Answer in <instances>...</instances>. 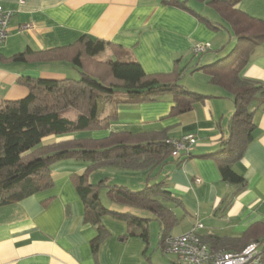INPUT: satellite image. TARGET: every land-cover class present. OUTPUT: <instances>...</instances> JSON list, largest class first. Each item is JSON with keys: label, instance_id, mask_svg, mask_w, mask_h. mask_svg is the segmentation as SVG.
I'll use <instances>...</instances> for the list:
<instances>
[{"label": "crops", "instance_id": "0c3cea01", "mask_svg": "<svg viewBox=\"0 0 264 264\" xmlns=\"http://www.w3.org/2000/svg\"><path fill=\"white\" fill-rule=\"evenodd\" d=\"M190 1V7L197 13L221 25ZM0 4L14 12L7 39L0 47L3 58L27 47L39 51L66 46L87 35L121 46L126 56L137 61L147 74H170L175 68L186 66L179 83L206 96L203 101L193 103L190 110L171 116L173 99L169 94L143 103L114 104L113 99L122 94L118 91L103 97L97 105L100 118L116 113L106 129L49 136L56 139L51 143L62 138L99 140L120 132L140 139L160 132L170 138L192 133L197 140L190 148V156L179 158L178 162L177 157L169 156L162 166L166 190L179 199L189 217V227L181 233L189 230L190 223L193 225L202 214L212 211L213 216L221 215L220 225L212 224L206 230L203 226L199 235L211 248L236 251L238 245L215 243L208 237L239 239L255 223L264 221V101L253 111L252 140L242 158L232 166L246 181L243 190L222 181L216 162L208 156L228 136L234 106L224 88L211 83L202 70L193 69L221 57V52L207 53L215 47L221 51L224 38L220 28H212L191 12L162 0H0ZM235 9L264 21V0H240ZM197 43L209 44L200 59L191 52ZM99 54H103L100 59L103 61L115 59L108 47ZM69 66V62L63 61L27 64L0 61V104L27 95L28 89L17 82L19 77L62 79L67 77ZM239 76L264 84V41L254 47ZM49 137L43 143L49 142ZM87 166L83 160L56 162L51 166L54 182L51 189L0 206V264H156L145 258L144 241L135 236L124 237L126 223L108 216L102 222L109 235L99 244L95 260L90 240L96 229L84 221L83 204L70 178L72 174H82ZM149 169H143L141 174ZM48 198V202L42 203ZM167 207L177 217L180 208L171 203ZM259 228L254 227L252 235ZM169 262L176 264V257L170 255Z\"/></svg>", "mask_w": 264, "mask_h": 264}, {"label": "trees", "instance_id": "16d2710c", "mask_svg": "<svg viewBox=\"0 0 264 264\" xmlns=\"http://www.w3.org/2000/svg\"><path fill=\"white\" fill-rule=\"evenodd\" d=\"M196 1L214 8L236 39L235 46L225 57L210 64L196 66L193 70L200 69L206 73L211 83L224 88L233 102L234 111L228 122V136L208 156L216 162L221 180L235 185L241 191L246 187V181L232 166L242 158L245 148L252 140L255 126L253 111L264 101V84L242 78L239 72L247 63L254 47L264 41V21L235 9L240 0ZM162 2L191 12L212 28L220 27L191 8L189 0ZM107 47L115 59H98L97 55ZM0 61L22 64L63 61L71 63L80 74L78 79L19 77L17 82L28 89L27 95L1 102L0 206L51 189L54 185L51 166L54 163L71 159L83 160L88 163L86 170L80 175L72 174L70 178L83 204L84 221L96 229V235L90 240L95 260L97 261L99 244L109 235L102 224L105 216L126 223L127 233L124 237L135 236L147 242L149 218L106 208L99 198V187L103 185V180L94 184L89 177L99 167L143 170L163 165L172 150L166 142L168 137L164 132L148 135L143 139L122 132L110 133L99 140L62 138L44 144L43 139L49 136L65 137L79 131L106 129L116 118V113L100 118L97 113L99 97L111 96L118 91L122 94L113 99L114 104L143 103L169 94L173 99L169 115L190 110L193 103L203 101L206 96L190 91L179 83L186 66L175 68L170 74H147L137 61L126 56L121 46L87 35L80 36L74 43L66 46L39 51L27 47L9 58L0 56ZM67 109L77 111L74 118L61 116V112ZM176 160L178 162L179 158ZM107 197L118 206L150 211L160 225L159 242L163 247L165 238L170 236L169 229L174 226L177 218L162 201L181 205L179 199L166 190L164 181L146 185L138 191L112 185L108 187ZM49 200L50 198L45 199L42 203ZM254 227L263 229L260 233L258 229L252 235ZM208 238L215 243L223 241L238 245V251L252 241H264V221L255 223L239 239L214 236Z\"/></svg>", "mask_w": 264, "mask_h": 264}, {"label": "rangeland", "instance_id": "374dc122", "mask_svg": "<svg viewBox=\"0 0 264 264\" xmlns=\"http://www.w3.org/2000/svg\"><path fill=\"white\" fill-rule=\"evenodd\" d=\"M193 3L195 5H198L201 11L204 13L206 12V14H208L213 20L220 22L221 25L219 28L222 31L221 33L224 38V43H223L224 45L223 47H221L222 48L221 51H218L220 48L218 49V47L217 48L215 47L214 49H211L207 53L221 52L220 58L225 57L227 54H229V52L232 50V48L235 46V43H236V39L232 36V31L230 30L229 26L225 22H223V20L220 18L219 14L214 10V8H212L210 5H207L203 2L196 1V0L195 2H193V0H191L190 4L193 5ZM224 48H229V49L223 52L222 50ZM203 55L205 54H200L199 57H197V59H200ZM103 57H104L103 54L97 55L98 59H103ZM69 65L70 66L67 68L66 76L69 78L78 79L80 76L78 69L74 67L71 63H69ZM103 97L104 96L101 95L99 97L98 102L102 103ZM76 114H77V111L74 109H67L61 112V116L67 117V118H74ZM50 139L51 140H48L49 142L44 143V144H48V143H51V141L56 140L55 138H50ZM162 166L163 165H156V166L151 167L150 169L147 168L149 169V171L145 172V174H141L143 170H129V169H121L119 167L118 169L112 166L99 167V168L94 169L90 173V177L94 184L96 183L98 184L101 180H103V185L99 187V198H100L101 203L106 208H109L111 210L120 211V212L128 211L139 217L149 218V222H148L149 237H148V241L144 242L145 248H147L145 250V258L152 259V261L156 262V264H171L169 262L171 254H165L160 245V242H159L160 225L158 221L153 217L152 213L148 210L135 208V207L115 206L107 197L108 187L112 185L128 186L127 187L128 189L132 191H138V190L143 189L146 185L150 186L154 183L164 181L165 176L163 175L164 171L162 170ZM123 182L129 183V185L127 183H125L127 185H123L124 184ZM232 186L233 188L236 187L235 185H232ZM162 202L166 207L170 206V203H171L172 206L180 208L178 209V215L176 217L177 221L174 224V226H172L169 229V234H175V235L180 234L184 230L185 227L187 226L189 227V223H188L189 217L187 216V214H185L184 210L181 208V205L179 204L176 205L175 203H172L171 201L169 202L165 200ZM167 202H169V204H167ZM207 215L210 217L204 219V216H207ZM220 216H221L220 214H216L215 216H213L212 211H209V213L202 214L200 219L195 220L194 223L195 222L200 223L202 225L201 228L205 226V230H206L207 228H209V226H212V224H215L216 226L220 225L218 224V219ZM190 226L191 227L188 228L189 230L192 229L193 225L190 223Z\"/></svg>", "mask_w": 264, "mask_h": 264}, {"label": "built area", "instance_id": "2783aa9c", "mask_svg": "<svg viewBox=\"0 0 264 264\" xmlns=\"http://www.w3.org/2000/svg\"><path fill=\"white\" fill-rule=\"evenodd\" d=\"M12 10H7L0 4V47L8 36L9 22L13 16ZM29 25H23V28ZM208 43H197L191 48L193 55L205 53ZM196 136L188 133L180 138L166 139L171 146L170 156L188 157L190 148L196 143ZM197 181V180H196ZM202 225L194 223L192 229L178 235L165 238L162 250L165 254L176 257V264H264V241H252L238 251L214 249L204 242L198 233Z\"/></svg>", "mask_w": 264, "mask_h": 264}]
</instances>
